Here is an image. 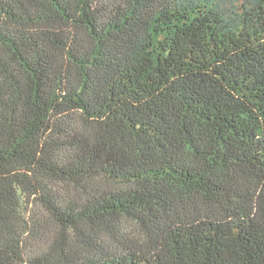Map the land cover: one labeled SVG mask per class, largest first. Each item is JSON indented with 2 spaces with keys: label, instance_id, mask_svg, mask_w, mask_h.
Instances as JSON below:
<instances>
[{
  "label": "trees",
  "instance_id": "trees-1",
  "mask_svg": "<svg viewBox=\"0 0 264 264\" xmlns=\"http://www.w3.org/2000/svg\"><path fill=\"white\" fill-rule=\"evenodd\" d=\"M0 264H264V0H0Z\"/></svg>",
  "mask_w": 264,
  "mask_h": 264
}]
</instances>
